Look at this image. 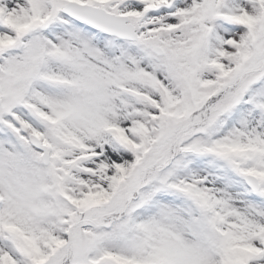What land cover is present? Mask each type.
Instances as JSON below:
<instances>
[{
  "label": "snow or ice",
  "instance_id": "obj_1",
  "mask_svg": "<svg viewBox=\"0 0 264 264\" xmlns=\"http://www.w3.org/2000/svg\"><path fill=\"white\" fill-rule=\"evenodd\" d=\"M0 264H264V0H0Z\"/></svg>",
  "mask_w": 264,
  "mask_h": 264
}]
</instances>
